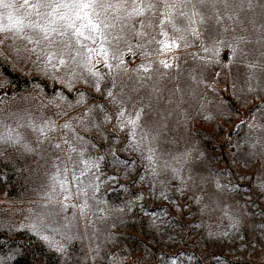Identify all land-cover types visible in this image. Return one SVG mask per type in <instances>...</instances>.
Listing matches in <instances>:
<instances>
[{"label":"rangeland","instance_id":"obj_1","mask_svg":"<svg viewBox=\"0 0 264 264\" xmlns=\"http://www.w3.org/2000/svg\"><path fill=\"white\" fill-rule=\"evenodd\" d=\"M0 264H264V0H0Z\"/></svg>","mask_w":264,"mask_h":264},{"label":"water","instance_id":"obj_2","mask_svg":"<svg viewBox=\"0 0 264 264\" xmlns=\"http://www.w3.org/2000/svg\"><path fill=\"white\" fill-rule=\"evenodd\" d=\"M227 58V56H224V60Z\"/></svg>","mask_w":264,"mask_h":264}]
</instances>
